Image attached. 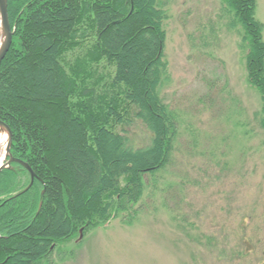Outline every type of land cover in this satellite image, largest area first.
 <instances>
[{
    "label": "trees",
    "instance_id": "1",
    "mask_svg": "<svg viewBox=\"0 0 264 264\" xmlns=\"http://www.w3.org/2000/svg\"><path fill=\"white\" fill-rule=\"evenodd\" d=\"M221 1L264 130L258 0ZM8 13L0 118L14 161L0 171V264H56L78 236L117 218L133 223L147 177L172 160L178 118L162 95L171 16L161 0H8ZM134 121L150 131L144 146L132 144Z\"/></svg>",
    "mask_w": 264,
    "mask_h": 264
},
{
    "label": "rangeland",
    "instance_id": "2",
    "mask_svg": "<svg viewBox=\"0 0 264 264\" xmlns=\"http://www.w3.org/2000/svg\"><path fill=\"white\" fill-rule=\"evenodd\" d=\"M169 10L162 95L178 118L170 164L148 176L143 210L69 241L56 264H264V130L239 37L221 0H161ZM257 16L264 23V0ZM216 33V34H215ZM134 146L150 131L128 127Z\"/></svg>",
    "mask_w": 264,
    "mask_h": 264
},
{
    "label": "water",
    "instance_id": "3",
    "mask_svg": "<svg viewBox=\"0 0 264 264\" xmlns=\"http://www.w3.org/2000/svg\"><path fill=\"white\" fill-rule=\"evenodd\" d=\"M1 27H3L4 31L6 32V42L0 51V64H1L2 60L4 59V57L6 56L7 52L9 51L11 43H12V38H13V29H12L11 24H10L9 13H8V0H0V32H1ZM0 124L5 125L9 131L10 144L7 148V151H8V156L11 157L12 132H11V129L1 120V118H0ZM0 152H1V149H0ZM12 161H14V158H12V157L9 158L6 161V164H4L3 166H0V171H2L4 168L10 167ZM25 165L32 172L30 166L28 164H25ZM32 176L34 179V177H35L34 172H32Z\"/></svg>",
    "mask_w": 264,
    "mask_h": 264
},
{
    "label": "bare ground",
    "instance_id": "4",
    "mask_svg": "<svg viewBox=\"0 0 264 264\" xmlns=\"http://www.w3.org/2000/svg\"><path fill=\"white\" fill-rule=\"evenodd\" d=\"M6 42V32L4 31L3 27H1L0 32V51L3 48L4 44ZM10 144V134L8 129L5 125L0 124V166H3L6 164V161L8 159V151L7 148Z\"/></svg>",
    "mask_w": 264,
    "mask_h": 264
}]
</instances>
